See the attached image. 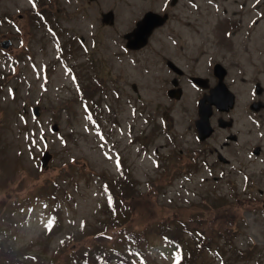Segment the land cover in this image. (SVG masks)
Here are the masks:
<instances>
[{"label": "rangeland", "instance_id": "374dc122", "mask_svg": "<svg viewBox=\"0 0 264 264\" xmlns=\"http://www.w3.org/2000/svg\"><path fill=\"white\" fill-rule=\"evenodd\" d=\"M262 1L0 0V42L12 41L0 46V264L16 253L33 264H176L184 240L191 264H264V155L187 164L176 151L198 146L190 115L215 83L213 64L229 75L235 62L250 67L242 46L252 49V36L232 32L227 16L262 30ZM139 4L138 18L127 15ZM145 12L159 22L133 45L136 26L115 29ZM103 27L114 32L95 41ZM173 78L179 99L166 94ZM123 192L129 219L119 216ZM176 207L192 217L179 234L161 227ZM101 222L109 232L79 251V236Z\"/></svg>", "mask_w": 264, "mask_h": 264}, {"label": "flooded vegetation", "instance_id": "af4514ba", "mask_svg": "<svg viewBox=\"0 0 264 264\" xmlns=\"http://www.w3.org/2000/svg\"><path fill=\"white\" fill-rule=\"evenodd\" d=\"M262 74L260 75H253L252 77V82H253V93L254 96L256 97L254 100V103L251 105V110L254 114H257L260 109L264 108V103H261L259 100H257L258 96L263 92L262 87L259 86V84L263 83V78ZM222 128L226 127V124L224 126H221Z\"/></svg>", "mask_w": 264, "mask_h": 264}, {"label": "water", "instance_id": "95a60500", "mask_svg": "<svg viewBox=\"0 0 264 264\" xmlns=\"http://www.w3.org/2000/svg\"><path fill=\"white\" fill-rule=\"evenodd\" d=\"M147 30H148V25H144V26H142V31H141L140 34L144 35L145 32H146ZM1 44H2V46L6 47V46L9 44V41H8V40L3 41V42H1ZM219 87H220V85H218V86L215 88L213 95L210 97L211 100H213V99L216 98L217 94L219 93V89H220ZM213 101H214V100H213Z\"/></svg>", "mask_w": 264, "mask_h": 264}, {"label": "snow or ice", "instance_id": "6c2138e0", "mask_svg": "<svg viewBox=\"0 0 264 264\" xmlns=\"http://www.w3.org/2000/svg\"><path fill=\"white\" fill-rule=\"evenodd\" d=\"M88 119H91V117H88ZM101 139L103 140V137H101ZM33 143H35V142H33ZM101 147H103V145H101ZM105 156H106L108 159H111V158H112L111 156H108L107 153H105ZM116 167H117V169L119 170V168H120V161H119L118 158H117V162H116ZM107 191H108V189H107V187H105V192H107ZM112 202H113L112 197L109 196V197H108V203H109V206L112 205ZM52 223H53V221L50 219V224L52 225ZM85 264H87V262H85Z\"/></svg>", "mask_w": 264, "mask_h": 264}]
</instances>
